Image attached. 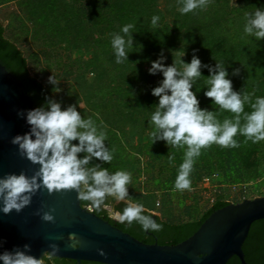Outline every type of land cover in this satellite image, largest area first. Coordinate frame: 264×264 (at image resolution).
<instances>
[{"label": "trees", "instance_id": "16d2710c", "mask_svg": "<svg viewBox=\"0 0 264 264\" xmlns=\"http://www.w3.org/2000/svg\"><path fill=\"white\" fill-rule=\"evenodd\" d=\"M19 1L21 14L14 15V22L17 29L23 34L32 30L33 38L38 35L40 41H47L54 37L56 42L65 41L68 45L76 43L84 44L93 50L94 59L89 60L86 69L94 74L93 96L100 98L101 103L108 113L114 115L115 120L120 109L118 106L131 103L138 113H142L143 118L139 121L142 130L150 128L154 130V125L150 123L152 112L155 111V104L158 98L152 96V89L159 86L163 79L162 74L151 75L149 68L151 63L164 57V64L170 66L175 63V51H184V62L190 63L193 55L197 56L202 64L200 77L194 84L192 91L197 92V98L202 109L220 113L218 119L222 122L225 118H232L234 114L221 111L218 105L213 104L210 99L204 96L207 88L206 80L209 76L208 67L214 68L216 63H221L228 72V79L232 81L233 90L252 95V102L255 97L264 96V40H257L254 35L244 33V25L248 14L253 13L256 8H264V0H241L237 6L230 7L227 0H206V6L197 8L192 12L182 14L176 7L183 6L184 0H165L166 9L160 11L155 8L157 0H0V6ZM83 4V5H82ZM81 6L78 9L81 13L89 17L87 24L72 20L78 17L72 12V6ZM23 14V15H22ZM158 16V25H151L153 16ZM171 17V25L165 21ZM60 21L68 23L70 26L60 25ZM30 22V26L26 23ZM126 24H133L130 29L133 38V45L127 48L128 61L116 63V56L111 41L114 34L127 36L121 31ZM14 26V24H13ZM12 26V27H13ZM72 26V27H71ZM74 30V36L70 31ZM44 44V43H43ZM46 51H42L44 61L50 66V61ZM31 59L37 66L40 60L37 54H33ZM112 59V60H111ZM178 60V59H177ZM28 58L22 50L11 40L5 37V27L0 20V64L11 73L21 84V89L32 104L44 107L49 100H55L52 90L55 87L45 85L39 74L44 73V69L39 66V73H31L28 66ZM172 63V64H171ZM146 64L148 69L142 71L141 65ZM54 65V64H53ZM207 65L208 67H203ZM57 68H62L64 78H67L70 71H65L58 62ZM78 68H81L79 66ZM64 70V71H63ZM238 70V72H237ZM236 73V74H234ZM60 77V76H59ZM73 93L66 96L73 98L72 105H77L83 118H92L98 126L102 127V120L94 109L83 113L77 101L75 89ZM88 104L89 99L87 100ZM58 103V102H57ZM68 102L67 104L70 105ZM64 109V108H63ZM62 109V110H63ZM245 112H251L250 104H245ZM146 113V114H144ZM101 114V113H100ZM149 114L148 116H146ZM111 120H114L112 117ZM120 120V119H119ZM138 120L135 119V122ZM243 124V118L241 119ZM124 128V126H122ZM107 132L106 146L113 150V160L110 164L103 163L96 159L90 161L89 167L99 165L104 168H116L117 162L124 163L121 152L123 148L119 143V133L124 129L115 128L104 129ZM238 147H221L215 143L201 150L199 157L195 159L190 173L191 185L197 183L203 176L210 175L218 171L220 176L227 179V182H237L244 180H255L261 173L258 153L264 151V140L253 143L239 133L235 137ZM153 144V140L145 144ZM73 143H77L74 141ZM165 144L164 141H162ZM162 143H156L150 151L148 147L138 150L147 151L149 161L145 162L146 171L151 173L156 166L158 159L164 156L165 148ZM114 144V145H113ZM185 148H174L170 146L171 157L176 161V165L168 171V177L160 180L151 176L147 181L146 192L140 191L134 184L130 188V198L144 205V214L149 215L162 225L159 231L145 232L140 224L133 221H121L111 215L105 206H109L113 213H122L126 207V202H117L108 197L105 206L96 209L91 207L89 202L81 201V206H90L93 213L101 217L109 224L119 230L133 236L137 240L159 245H176L191 235H193L201 224L216 210L221 209L230 202L217 198L213 204L200 214L197 206H186L183 210L186 219L163 220L160 216H154L151 211L158 209L156 199L158 192H161V205L158 209L162 215L170 211V196L175 188V180L180 164L184 159ZM137 154V153H136ZM163 154V155H162ZM81 157L83 153L79 154ZM134 156V155H133ZM132 156V157H133ZM137 156V155H135ZM131 157V158H132ZM140 171L137 170L136 173ZM158 175V174H153ZM180 191V190H178ZM186 197L181 194L179 202L183 203ZM244 258L247 264H264V219L252 224L246 240L242 245ZM45 262L49 264H75V261L64 258L52 257L50 260L45 257ZM80 264H101L96 262L81 261ZM226 264H240L239 260L232 256Z\"/></svg>", "mask_w": 264, "mask_h": 264}, {"label": "clouds", "instance_id": "9594fccd", "mask_svg": "<svg viewBox=\"0 0 264 264\" xmlns=\"http://www.w3.org/2000/svg\"><path fill=\"white\" fill-rule=\"evenodd\" d=\"M204 6L206 0H184L179 11L186 14ZM158 20L159 17L154 15L151 22L156 25ZM133 27V24L122 27L121 31L127 39L118 33L113 35L111 44L117 64L128 61L126 49L133 45L130 33ZM244 33L264 40V8H256L248 14ZM163 61L161 55L149 68L151 75L160 73L163 76L159 86L151 93L158 98L150 118V123L154 125L151 137L153 143L164 141L174 148L187 146L174 185L177 190H184L191 186L190 173L202 149L213 143L221 147H238L235 139L238 133L253 143L264 140V96H257L252 102L251 94L242 95L233 90L232 81L221 63H216L214 68L204 65L209 71V76L205 78L207 88L204 96L211 100L212 105H218L221 111L234 114L221 122L217 118L220 113L202 109L197 92L192 91L195 82L202 77L200 59L193 55L190 63L181 60L182 70L175 63L166 66ZM49 82L54 85L58 83L54 76L49 77ZM55 91L58 92L59 88ZM245 104H250V113L244 111ZM25 118L30 131L15 136L11 143L18 146L22 157L40 167L30 177L21 172L0 178V212H21L31 204L32 197L41 187L46 188L49 194L75 190L79 200L89 202L96 209L105 206L108 197L117 202L125 201L126 207L119 213L120 220L129 224L135 221L145 232L162 228L154 218L144 214L143 204L131 202L128 196L131 182L129 172L118 170L110 173L108 168L99 165L89 167L93 159L110 164L114 158L113 150L106 146L107 132L92 118H83L77 105H69L62 110L60 103L49 100L46 106L27 111ZM81 153L82 157L79 155ZM168 158L171 160L173 157ZM42 219L53 222L54 217L45 212ZM70 239H74V236L70 235ZM24 248L29 250L28 245ZM51 248L52 252H46L40 259L26 254V251H4L0 253V262L45 264V257L50 260L58 250L55 245H51ZM99 254L103 256L104 252L101 250Z\"/></svg>", "mask_w": 264, "mask_h": 264}, {"label": "water", "instance_id": "95a60500", "mask_svg": "<svg viewBox=\"0 0 264 264\" xmlns=\"http://www.w3.org/2000/svg\"><path fill=\"white\" fill-rule=\"evenodd\" d=\"M35 108L20 82L0 64V178L21 172L30 177L39 170V165L22 157L18 146L11 143L15 136L30 131L25 117ZM228 202L189 238L168 246L143 243L109 224L90 206H81L75 190L49 194L41 187L21 212H0V253L20 250L40 259L55 245L58 250L52 257L75 264H226L232 256L247 264L242 245L252 224L264 219V196ZM105 208L119 219L111 207ZM45 212L53 215V222L43 221Z\"/></svg>", "mask_w": 264, "mask_h": 264}, {"label": "rangeland", "instance_id": "374dc122", "mask_svg": "<svg viewBox=\"0 0 264 264\" xmlns=\"http://www.w3.org/2000/svg\"><path fill=\"white\" fill-rule=\"evenodd\" d=\"M227 1L230 7H235L241 0ZM18 2L19 1H13L1 5L0 20L2 22V25L5 27V37L14 42L22 50L24 55L28 58V66L30 68V72L33 74H38L40 72L39 66L44 69L45 72H40L39 79L45 85H52L51 87H55L52 90V96L58 103L61 104L62 109L67 108L69 106L67 104L68 102H71L69 104L72 105L73 98L69 100L67 98L66 100V96L67 94L70 95L73 93V88L76 91L77 101L79 100V106L82 109L83 113L87 114L88 110L94 109L97 112L99 111L103 129L116 128L118 131L119 129H124L123 133H119L120 141L119 143H117V145L115 144L114 147L118 148V144H121V147L123 148L121 152V157L122 160H125V162L121 163L123 165H120V163L117 162V165H119L118 167L116 166L115 168L113 166L108 170L110 173H113L118 170H124L131 174V182L128 185L129 198L130 188L133 184L140 191L146 192V188L148 185H146V183L149 180V177L155 176L158 177L160 180H163L164 178L168 177V171L171 172V167L176 165V161L174 159L170 160L168 158L169 156H171V152L169 151L170 145H167L166 143L163 144L162 141H155L153 144L149 142V145L145 144L147 141H150V139H152V130L150 128L142 130L141 126L139 125V121L141 120V118H143V114L138 113L131 103H126L117 107V109H120L121 111L116 117L118 119L115 120L114 115L104 110V105L101 104L103 103L101 99L93 96V86H95L93 78L95 75L93 73H90V69L89 72L86 69L89 60L95 58L93 50L89 49L88 46L86 47L83 43L80 45L79 43H76L75 46L72 44L68 49H65V46L68 44L63 41L64 38H62L63 40L59 42H56L54 37L48 38L46 42H37V40H40L41 38L36 35V38L34 39L32 30H29L26 34H23L20 29H17V23L14 22V15H16L17 13L19 14V12L21 14L22 11ZM155 3V8L159 9L160 11H164L166 9L167 5L165 0H157ZM79 7L81 6H72V12L78 15V17L74 16L72 20L74 21V23L75 21L78 22L79 20V22L81 21L80 23L87 24L89 21V17L83 14L85 9H83L82 13L78 11L77 8ZM176 9H180L179 5L176 7ZM171 21L172 18L167 17L165 22L170 26ZM64 24L65 26L71 25V23L68 24L60 21L61 26ZM26 25L30 26L31 24L30 22H27ZM151 25H153L152 22ZM156 25H158V23ZM70 33L74 36V30H71ZM42 51H46V53H48L47 56L50 61V66H48L47 63L43 60L44 57L42 56ZM33 54L38 55L40 60L39 66H37V64L34 63V60L31 59V56ZM174 54L175 65L179 70H182L183 66L181 64V60L183 62L185 60L184 51L176 50ZM58 62L62 67L64 65L63 69L65 71H70V74L67 78H64V75H61L62 68H59ZM55 65H57L58 68ZM79 66H81V68H78ZM147 69L148 67L146 64L141 65L142 71ZM50 76H54L58 83L55 85L50 83ZM56 88H59L58 92L55 91ZM88 99L89 103H91L92 105H86V107H84V104L88 102ZM148 115L149 114H147L146 116ZM112 117L114 118V120H111ZM135 119H137L138 121L135 122ZM122 126H124V128ZM156 143L163 144L165 148V155L162 156V159L156 160V166L153 167L152 172L149 173L146 171L145 162L149 161L150 157L147 154L146 150L143 152H140L138 150H140L141 148L143 149V147H148V151H150L151 147L155 146ZM258 158L259 166L262 168V173L257 179L247 181L244 180L241 182L237 181L234 183L227 182V179L222 178L219 172L215 171L210 175L203 176L197 183L191 185L189 189L178 191L176 188H173L174 193H172L169 198L170 211L165 216L162 215L158 210L160 208L162 199L160 196L161 192H158L155 204L158 209L152 210L151 213L153 215L162 217L163 220H176L178 218L183 220L186 219L183 213V210L186 206L193 207L194 205H196L198 213L200 214L205 209L210 207L217 198H221L225 201H235L253 199L264 196V151H260L258 153ZM137 170H139L140 172L136 173ZM181 194L186 197L183 203L179 202L181 199ZM130 199L132 200V203H136L135 200H133L132 198Z\"/></svg>", "mask_w": 264, "mask_h": 264}]
</instances>
